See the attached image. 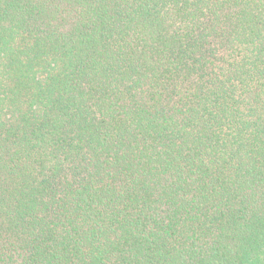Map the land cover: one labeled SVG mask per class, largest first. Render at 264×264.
Returning <instances> with one entry per match:
<instances>
[{"label":"trees","instance_id":"1","mask_svg":"<svg viewBox=\"0 0 264 264\" xmlns=\"http://www.w3.org/2000/svg\"><path fill=\"white\" fill-rule=\"evenodd\" d=\"M0 264H264V0H0Z\"/></svg>","mask_w":264,"mask_h":264}]
</instances>
